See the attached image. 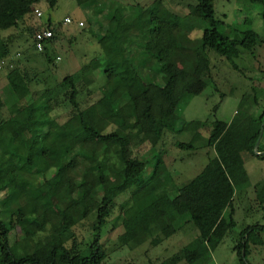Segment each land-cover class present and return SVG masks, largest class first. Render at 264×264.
I'll use <instances>...</instances> for the list:
<instances>
[{"label":"trees","instance_id":"obj_1","mask_svg":"<svg viewBox=\"0 0 264 264\" xmlns=\"http://www.w3.org/2000/svg\"><path fill=\"white\" fill-rule=\"evenodd\" d=\"M42 1L52 8L58 3V0H0V31L19 26L29 15L36 18V5ZM78 1L87 3L91 0ZM215 1L195 0V4H190L189 15L204 20L206 24L200 51L204 55L214 53L223 56L238 67L234 59L251 52L259 43V35L250 26L223 32L220 27L226 23L217 18ZM45 27L52 29L54 35L45 41L41 52L53 61L54 54L48 45H53L61 25L52 19L46 23H34L31 29L33 40L36 31ZM150 33L146 47L150 57L156 60L152 63L159 64L155 70L165 74L162 83L144 82L141 71L131 62L125 64L110 59L102 63L97 60L92 63L93 67L85 65L80 71L67 75L56 87L46 89L36 99L30 94L27 75L21 69L15 67L7 71L8 88L16 96V102L10 108L11 115L0 118V190H8L0 199V207L20 198L25 186L15 184L23 169H37L39 165L50 162L56 174L44 199L35 195L37 203L32 213L36 216L27 217L24 208L13 209L8 221L0 216V264H103L107 253L101 241L102 227L107 223L117 196L127 190H131L135 199L125 219L127 243L131 246H137L147 234L157 231H163L166 237L172 236L182 223H192L199 231L191 242L163 264H202L211 249H215L228 232L235 231L238 226L234 206L237 185L248 176L243 153L250 152L264 158V154L254 152L261 134L258 150L264 151V106L259 114L248 107L238 112L224 130L222 123L215 120L208 138V145L214 149L215 155L188 181L177 184L173 173L163 169V159L159 154L154 170L145 177L148 159L133 156L132 143L143 138L154 149L164 132L175 128L176 111L182 98L200 94L209 85L203 74L197 75L194 69L166 62L161 57V50L166 46L175 44L177 48H185L179 19L174 24L164 18L150 28ZM7 53L8 50L1 52L0 59ZM209 63L206 58L203 68L208 70ZM100 66L107 79L108 90L98 101L82 108L78 100V81L83 74L89 70L94 72ZM59 95H64L62 102L67 99L74 110L64 123L57 121L52 114L58 106V101H52ZM22 97L27 98L25 104L19 103ZM117 101L122 105L118 106L116 113L122 116L129 112L132 119L125 122L115 120L116 128L108 131L112 120L109 121L101 112ZM3 104L0 99V109ZM185 124L197 129L206 123L186 121ZM89 140L99 141L100 146L89 148L86 143ZM178 145L182 149L193 146L184 142ZM112 150H115V160L110 156ZM84 158L91 160L96 170L90 173L92 179L78 181L72 173L82 165L81 159ZM161 178L164 183L159 181ZM97 190L102 193L100 199L95 197ZM166 195L170 200L163 203L162 198ZM70 196L75 200L68 202ZM94 211L96 236L88 245L87 252L83 253L78 248L73 226L76 220L86 218ZM51 215L55 217L53 228L43 235L46 218ZM262 233L264 223L253 222L242 227L235 245L238 264H254L250 260L251 245L257 237L261 238ZM70 240L71 245L68 244ZM158 242L153 240V244Z\"/></svg>","mask_w":264,"mask_h":264},{"label":"rangeland","instance_id":"obj_2","mask_svg":"<svg viewBox=\"0 0 264 264\" xmlns=\"http://www.w3.org/2000/svg\"><path fill=\"white\" fill-rule=\"evenodd\" d=\"M195 3V0H91L87 3L58 0L52 8L46 1H42L36 5L43 12L40 19L29 15L19 26L0 31V53L8 50L7 55L1 58L4 64L0 70V99L4 104L0 109V118L9 117L10 108L16 102V96L8 88L6 76L7 71L15 67L27 75L30 94L36 99L46 89L56 87L67 75L80 71L85 65L93 67L92 63L97 60L102 63L110 59L125 64L131 62L141 71L144 82L153 80L162 83L165 74L155 70L159 64L152 63L156 60L153 56L150 57L146 42L151 36L150 28L159 24L160 20L168 18L175 24L179 19L185 48H177L175 44L166 46L161 50V57L180 67L192 68L197 75L203 74L209 80V85L200 94L182 98L176 111L175 128L166 130L154 149L148 141L139 138L132 143L131 154L148 159L145 177L154 170L159 154L163 159V169L173 173L177 184L188 181L215 155L214 149L208 145L210 127L215 120L222 123L224 130L238 112L248 107L259 114L264 106V0L215 1L217 18L226 23H222L220 27L223 32L250 26L259 35V43L251 52H245L234 59L238 67L223 56L214 53L204 55L200 51L201 36L206 24L204 20L189 15L190 4ZM66 17H70L72 22L66 23ZM49 19L61 25L53 45H48L50 52L54 54L53 61L36 49L31 32L34 23H46ZM81 21L83 25L79 24ZM206 58L210 62L208 70L203 68ZM77 85L78 100L82 108L98 101L108 90V82L101 66L94 72L89 70L83 74ZM109 88L111 89V84ZM256 96L258 97L255 99ZM64 98V95H59L52 101H58L52 114L60 123L67 121L74 113L67 99L62 102ZM26 102V97L19 100L21 104ZM120 105L122 103L117 101L101 112L109 121L112 120L108 131L116 128L115 120L125 122L132 119L129 112L122 116L116 113ZM186 121H201L206 124L196 129L187 126ZM18 137L17 140L20 141L21 137ZM179 142L192 143L193 146L182 149ZM86 143L89 148L100 146L97 140ZM110 156L115 160V150L110 151ZM243 157L248 176L238 182V194L234 199L238 226L235 231L228 232L215 249H211L204 264H238L235 249L238 233L246 224L264 223V158L250 152H244ZM81 161L82 165L72 175L78 181L92 179L90 173L93 174L96 170L95 164L85 158ZM23 170L15 184L25 186L20 198L1 204L0 216L5 221L9 220L12 210L16 208H24L27 217H34L32 210L35 202L37 203L35 195L44 199L45 192L53 186L56 169H53L50 162L39 165L37 169ZM108 172L111 174V169ZM159 181L164 183L165 180L161 178ZM7 193L8 190H0V199ZM101 195V191H95L97 199ZM74 200V196L68 198V202ZM134 200L131 190L124 191L115 199L107 223L101 231V241L107 253L103 264H163V261L172 257L199 234L192 223L181 222L182 227L172 236L166 237L163 231H157L152 235L147 234L137 246H131L127 243L125 219ZM169 200L168 195L162 198L163 203ZM95 212L76 220L73 226L78 248L83 253L87 252L88 245L96 236L93 229ZM46 219L43 235L51 232L55 217L51 215ZM16 235L17 233L13 235V240ZM153 240L159 242L153 244ZM71 242L70 240L68 244L71 245ZM250 260L254 264H264V233L251 245Z\"/></svg>","mask_w":264,"mask_h":264},{"label":"built area","instance_id":"obj_3","mask_svg":"<svg viewBox=\"0 0 264 264\" xmlns=\"http://www.w3.org/2000/svg\"><path fill=\"white\" fill-rule=\"evenodd\" d=\"M35 14L37 17H41L43 15V12L39 8H36ZM65 22L70 23V22H72V19L70 17H66ZM79 24L83 25L84 23L81 21V22H79ZM53 35H54V33H53L52 29H50L48 27H45L43 29L36 31L35 36H34V40L36 41L37 49L39 51H42L45 48V41L52 38ZM3 64H4L3 60L0 59V69L3 68Z\"/></svg>","mask_w":264,"mask_h":264},{"label":"water","instance_id":"obj_4","mask_svg":"<svg viewBox=\"0 0 264 264\" xmlns=\"http://www.w3.org/2000/svg\"><path fill=\"white\" fill-rule=\"evenodd\" d=\"M262 131H263V127H262ZM261 137H262V134L259 136L256 144H255V149H254V152L257 154V155H261V154H264V151H259V146H260V142H261ZM243 255L245 257V251L243 249Z\"/></svg>","mask_w":264,"mask_h":264}]
</instances>
